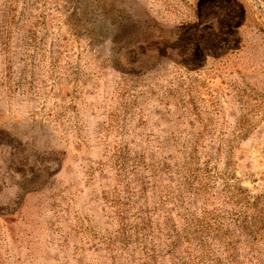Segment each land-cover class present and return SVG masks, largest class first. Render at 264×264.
Wrapping results in <instances>:
<instances>
[{"label": "rangeland", "instance_id": "rangeland-1", "mask_svg": "<svg viewBox=\"0 0 264 264\" xmlns=\"http://www.w3.org/2000/svg\"><path fill=\"white\" fill-rule=\"evenodd\" d=\"M0 264H264V0H0Z\"/></svg>", "mask_w": 264, "mask_h": 264}, {"label": "trees", "instance_id": "trees-1", "mask_svg": "<svg viewBox=\"0 0 264 264\" xmlns=\"http://www.w3.org/2000/svg\"><path fill=\"white\" fill-rule=\"evenodd\" d=\"M242 18H243V17H239V18L237 19V24H238L237 27L240 26V25L242 24V22H241Z\"/></svg>", "mask_w": 264, "mask_h": 264}]
</instances>
